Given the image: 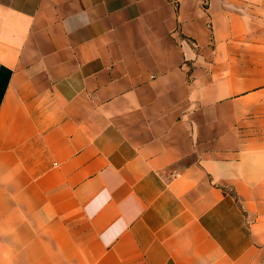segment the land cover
Wrapping results in <instances>:
<instances>
[{
    "label": "crops",
    "instance_id": "0c3cea01",
    "mask_svg": "<svg viewBox=\"0 0 264 264\" xmlns=\"http://www.w3.org/2000/svg\"><path fill=\"white\" fill-rule=\"evenodd\" d=\"M0 264H264V0H0Z\"/></svg>",
    "mask_w": 264,
    "mask_h": 264
}]
</instances>
